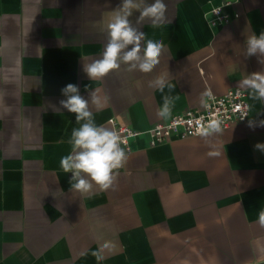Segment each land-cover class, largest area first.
Masks as SVG:
<instances>
[{
  "label": "crops",
  "instance_id": "obj_1",
  "mask_svg": "<svg viewBox=\"0 0 264 264\" xmlns=\"http://www.w3.org/2000/svg\"><path fill=\"white\" fill-rule=\"evenodd\" d=\"M119 3L0 0V264H264V152L255 148L264 126H249L264 119V100L250 89L246 121L207 140L151 145L142 133L121 145L128 159L113 187L90 197L70 190L60 160L79 125L59 104L67 84L86 99L96 90L109 98L102 111L92 107L98 125L147 130L169 119L158 115L165 97L172 115L264 71L256 55L244 56L246 38L264 31V0H165V23L136 22L165 45L153 71L122 64L90 80L83 64L102 53ZM214 6L231 20L210 27ZM164 72L172 87H149ZM101 242L110 248L97 261Z\"/></svg>",
  "mask_w": 264,
  "mask_h": 264
},
{
  "label": "clouds",
  "instance_id": "obj_2",
  "mask_svg": "<svg viewBox=\"0 0 264 264\" xmlns=\"http://www.w3.org/2000/svg\"><path fill=\"white\" fill-rule=\"evenodd\" d=\"M134 11L139 12L136 21L130 17ZM214 14H219L221 8L214 9ZM167 4L165 0H120L108 15L107 24L103 31L106 33L107 43L99 58L91 63L83 64V71L90 80H102L112 71L120 70L122 64L127 65V71L139 70L150 73L160 63V56L165 45L162 41L146 38L145 33L136 27V22L147 19L154 26L167 21ZM208 19V16H205ZM209 21V26H213ZM10 42L6 41L5 46ZM129 46H131L129 48ZM256 55L261 64H264V31L258 35L252 33L245 41V57ZM149 87L163 91L165 86L172 87L168 81V73L164 72L150 80ZM139 86V85H138ZM155 86V87H154ZM238 87L250 89L253 100H264V71H256L239 80ZM99 90L89 93L86 99L80 94L76 84L69 83L61 89L66 99L59 101L60 106L70 113L75 114V121L79 125L73 128L68 143L71 145L69 154L60 160V167L65 173H71L69 179L70 190L90 197L94 194V187L107 190L114 186L117 180L115 170L123 167L128 159L122 139L118 131L104 125H98L93 116L92 107L97 112L102 111L108 104L107 96L98 95ZM205 95L211 96V91ZM91 105V107H90ZM160 117H170L171 109L167 98L160 108ZM222 121L213 116L207 124H200L195 128V135L207 138L212 134H221ZM250 127L264 126V119L250 120ZM255 148L264 152V143L258 142ZM218 151L209 152L210 156H218ZM258 223L264 227V211L259 215ZM109 242H101L97 251L93 252L97 261L105 259L104 250L109 249Z\"/></svg>",
  "mask_w": 264,
  "mask_h": 264
},
{
  "label": "built area",
  "instance_id": "obj_3",
  "mask_svg": "<svg viewBox=\"0 0 264 264\" xmlns=\"http://www.w3.org/2000/svg\"><path fill=\"white\" fill-rule=\"evenodd\" d=\"M217 8H221L218 15L213 11ZM209 20L214 22L213 25L225 24L231 20V16L223 10L222 6H214L210 10ZM249 113L250 104L247 91L237 86H230L224 94L208 95L201 106L178 111L172 114L169 119L155 123L147 130H136L125 123L116 126L115 130L121 136L122 145L129 149L130 139L142 133H147L150 136L149 143L155 145L171 140L174 136L181 138L194 136L195 128L200 124L206 125L213 116L222 121L221 128L224 130L234 124L246 121Z\"/></svg>",
  "mask_w": 264,
  "mask_h": 264
}]
</instances>
